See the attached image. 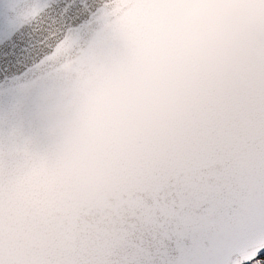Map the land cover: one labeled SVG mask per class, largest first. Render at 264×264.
Here are the masks:
<instances>
[{
	"label": "snow or ice",
	"instance_id": "obj_1",
	"mask_svg": "<svg viewBox=\"0 0 264 264\" xmlns=\"http://www.w3.org/2000/svg\"><path fill=\"white\" fill-rule=\"evenodd\" d=\"M71 73L83 110L54 143ZM100 146L118 224L79 192ZM0 264H264V0H0Z\"/></svg>",
	"mask_w": 264,
	"mask_h": 264
},
{
	"label": "water",
	"instance_id": "obj_2",
	"mask_svg": "<svg viewBox=\"0 0 264 264\" xmlns=\"http://www.w3.org/2000/svg\"><path fill=\"white\" fill-rule=\"evenodd\" d=\"M77 75L71 73L64 83L50 85L52 91L45 98V120L42 134L54 143H64L68 138V126L73 124L78 113L83 110L79 97L74 95ZM82 199L87 204L94 219L118 224L129 218L128 202L131 191L124 172L113 161L106 147L100 146L94 162L87 169L79 188ZM8 224L16 233L13 244L23 247L27 243L30 225L16 216H10Z\"/></svg>",
	"mask_w": 264,
	"mask_h": 264
}]
</instances>
